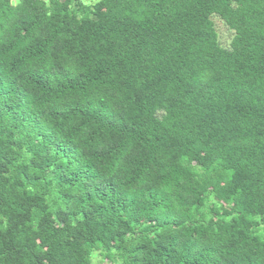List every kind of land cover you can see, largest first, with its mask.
I'll return each instance as SVG.
<instances>
[{
    "label": "trees",
    "instance_id": "trees-1",
    "mask_svg": "<svg viewBox=\"0 0 264 264\" xmlns=\"http://www.w3.org/2000/svg\"><path fill=\"white\" fill-rule=\"evenodd\" d=\"M95 254L264 264V0H0V264Z\"/></svg>",
    "mask_w": 264,
    "mask_h": 264
},
{
    "label": "rangeland",
    "instance_id": "rangeland-1",
    "mask_svg": "<svg viewBox=\"0 0 264 264\" xmlns=\"http://www.w3.org/2000/svg\"><path fill=\"white\" fill-rule=\"evenodd\" d=\"M215 28L217 30L218 36H219V41L223 46H227L231 40L232 37V32H230L226 26L216 17L212 18ZM101 256L95 254L92 258V263L93 264H103V261H101Z\"/></svg>",
    "mask_w": 264,
    "mask_h": 264
}]
</instances>
